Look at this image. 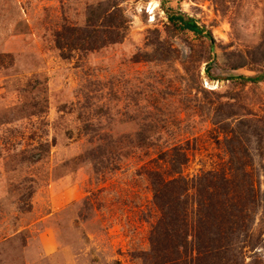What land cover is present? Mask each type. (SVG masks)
<instances>
[{
    "label": "rangeland",
    "instance_id": "374dc122",
    "mask_svg": "<svg viewBox=\"0 0 264 264\" xmlns=\"http://www.w3.org/2000/svg\"><path fill=\"white\" fill-rule=\"evenodd\" d=\"M107 1L125 37L63 57L57 33ZM262 72L264 0H0V264H152L148 172L177 176L174 145L188 178L246 166L230 264H264Z\"/></svg>",
    "mask_w": 264,
    "mask_h": 264
},
{
    "label": "trees",
    "instance_id": "16d2710c",
    "mask_svg": "<svg viewBox=\"0 0 264 264\" xmlns=\"http://www.w3.org/2000/svg\"><path fill=\"white\" fill-rule=\"evenodd\" d=\"M166 11L176 27L196 33L206 30L185 12ZM127 29L123 10L107 1L98 8L90 7L85 26H64L57 33L56 44L62 56L69 58L75 49L92 51L120 42ZM206 34L213 39L211 31ZM243 78L261 81L264 72ZM166 155H176L170 163L177 176H166L159 169L148 172L160 212L150 230L148 258L152 264H230V244L239 238L255 210L254 199L248 202L245 197V177L249 175L246 166L241 169L240 179L226 169L208 170L188 178L181 174L188 158L186 151L174 145Z\"/></svg>",
    "mask_w": 264,
    "mask_h": 264
}]
</instances>
